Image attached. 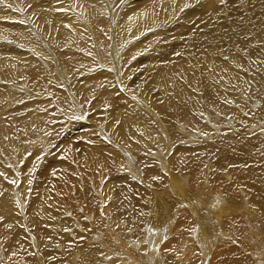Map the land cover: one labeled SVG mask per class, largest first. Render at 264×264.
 <instances>
[{"label":"bare ground","instance_id":"1","mask_svg":"<svg viewBox=\"0 0 264 264\" xmlns=\"http://www.w3.org/2000/svg\"><path fill=\"white\" fill-rule=\"evenodd\" d=\"M151 1L143 15L131 0H118L127 2L120 14L113 0H0V264H160L158 252L165 264H197L195 252L206 257L227 244L215 229L229 215L237 227L234 212L260 234L238 230L219 264L264 258V178L240 185L259 168L241 164L242 174L230 176L218 157L200 172L215 144L235 141L242 147L234 149L254 143L252 160L264 165V131L249 132L264 115V0ZM197 2L213 8L196 17L181 11ZM106 10L116 12L111 36ZM146 77L160 93L148 102L139 97ZM110 96L123 105L108 108L145 119L143 133L96 124L97 101ZM213 128L223 136L203 139ZM73 140L80 150L71 160L62 148H76ZM189 152L198 166L179 171ZM166 165H174L167 174ZM161 184L170 194L149 189Z\"/></svg>","mask_w":264,"mask_h":264},{"label":"rangeland","instance_id":"2","mask_svg":"<svg viewBox=\"0 0 264 264\" xmlns=\"http://www.w3.org/2000/svg\"><path fill=\"white\" fill-rule=\"evenodd\" d=\"M126 4H127V2H125V3H123L121 5V4H119L118 0H113V2H112V6L113 7H117V6L121 5V7L119 8V11L117 12L118 14H120L122 8ZM130 5L135 6L136 10L139 11V12H141L143 15H146L147 13H149V11L153 10L152 7H154L151 0H131ZM190 8H191L190 5L187 4V5H185V6L182 7L181 11L183 12V11L190 10L189 15H191L193 17H196V16H199L200 14H203L205 10H208L210 8H213V6H208V4L207 3H204V2H197L192 7L194 11H192V9H190ZM147 9H149V10H147ZM115 13H113L110 10H106V21H107V24H108V30H109V34H110L109 36H111V34H112V28L115 26L113 24V16L115 15ZM179 25H181V24H179ZM182 25L179 26V27H181V30L184 27V25H183V27H182ZM178 29H180V28H178ZM181 30H179L180 32L178 31V33H182L183 31L181 32ZM184 36H185V34H181L180 38L181 39H184ZM175 41H176V44H178L180 46L179 47V50L181 49L182 51H184L186 49V46L183 45V43H180L181 41H179V40H175ZM176 44H174V42H173V45L176 46ZM168 45L169 46H172V42L170 41ZM169 55H171V54H169ZM169 55H168V57H169ZM180 56H182V55H180ZM175 59L176 58H174L172 61H174ZM112 60H115V57ZM110 62H111V59H110ZM163 62H165V64H166L168 62H171V60H162L161 61V59L158 58V63H163ZM144 67L145 66H142V68H144ZM139 97L143 101H146V102H148L151 99L152 100H155V99L159 98L160 97V93H159V90H158V86L155 85L154 83L148 81L147 77L144 78V79H142L140 81V83H139ZM108 99H109L108 102H104L102 100L97 101V104H102V108L96 107L95 120H96V124H98V126H100V127H101V125L102 126H107L108 127V130H123V131L124 130H131L132 127H135L136 126L138 128L137 130H140L141 133H143V131L146 130L145 129V125H144V120L145 119L143 117L140 116V119H138L136 121H132V118L131 117H129V118H126L125 117L126 115L124 113H122V111H123L122 109H119V108H111V107L108 108V106H110V102L112 100L115 101V102H118L119 104H121V107H122V105H123L122 99H120L118 97H111V96L108 97ZM234 104L237 105L236 102ZM179 105H186V104L179 103ZM213 105L215 107L216 106H220V102L219 101H212V103L209 104V107H213ZM236 105H231V106H236ZM152 111L155 114H158V115L161 116V114L155 108H153ZM217 118H220V116H217ZM155 119H156L155 120V123H156L157 129H159L158 131H163V130H161L162 129V126L161 125L163 123V119H160L161 120V125H160L159 121H157V117ZM79 120H81V119H79ZM229 120H230V118H229ZM99 121L102 122V124L99 123ZM251 124L253 125V127L251 128V130H249V132L250 133H253V132L254 133H258V135L260 136L261 133L264 131V115L263 116L256 117L255 120L252 121ZM80 128H81V126L80 125H77V129H76V132L73 133V137L80 135V134L77 133L79 130L80 131L82 130ZM194 131H197V130H194ZM205 132L206 131H204V138L203 139H209V141H211L210 140V136L213 133H216L215 134V139H217L218 135H219V137H222L223 136V135H220V132H218V130H216L215 128H213V130H208L206 133ZM123 133H126L127 134L126 131H124ZM61 137L62 138H65V136H63V135H61ZM103 138L106 139L107 136L104 135ZM73 142H74V145L76 146V148H74V147L69 148L67 146L64 147V148H62L63 151H64V153H65V155H66V157L69 158V159H71V160H73L74 157L76 156V152L80 150V142H79V140H73ZM215 146L219 150L216 151L214 157L210 158L209 164L206 162L207 165L203 168V170L200 171L201 173L202 172L203 173H205V172L208 173V170L210 169L211 165L212 166H216V160H217V158L218 157H221V158L223 157V158H226V159H223V166H222V168L219 171L222 170V172H230V176L232 174V170L233 169L235 170L236 168H239V174L237 176H239V175L242 174V172L244 170L241 168V166H240L241 164H243L246 167V169L259 168V171L257 172V174L254 177H252L250 180L249 179L248 180H245L243 183L240 184L241 187H246L248 182H250V183H256V182L263 181V180H261V178H264V170L262 169V168H264V165L257 160V157H255V159L252 160V155H253L254 151L256 150L254 143H252L250 145V147H248L247 149H244V148H236V149H234L235 147L241 146V143L240 142H237V141L231 142V143H228V144H224V143L218 144L217 143V144H215ZM51 149H50V153L53 152V150H51ZM170 152L171 151H169V153ZM46 153H48V151H46ZM164 154H162V156L160 157V159H161L162 162L165 163L166 161L163 158ZM234 154H237V156H238V158L240 160L237 159V157L234 156ZM131 155L134 156L133 153ZM58 157H59V159L63 158V156L61 154ZM172 157H174L175 160H178L179 161V157L175 153L172 154V156L170 157V159ZM232 157H233V160H232ZM251 160L258 167L252 165V163H251L252 161ZM180 161L181 162L177 165V167L180 168L179 171L181 169H183V168L189 167L193 163H195L198 166V162H196L194 160V158H193V153H190V152H189L188 155L187 154H184L182 156V158L180 159ZM205 161H206V159H205ZM184 163H187V164L186 165H183ZM138 164H139L138 166H140L139 161H138ZM231 165H234V166L232 167ZM173 166L174 165H170V166H167L166 165V167H161V171L163 173H166L167 174L169 172L170 168L173 167ZM179 171L175 172L173 174V176L175 177L178 174ZM230 176H226V175L222 176L223 183L230 182L231 181ZM237 176L235 177V179L237 178ZM197 178H194V179H197ZM187 179H188V177H186V180ZM237 185H239V184H237ZM149 189L155 190V191L160 192V193H163V194H170V192H171V186L168 185V184H161V185H158V186H154L153 185ZM211 192H212V190L209 189V191L207 193L210 194ZM214 193H215V191H214ZM216 194H218L219 196H221L222 199H223V196L220 193H216ZM173 196L175 197L174 194H173ZM212 197L213 196H211L209 199L212 200L213 199ZM185 204H186V202H185ZM207 205H208L207 199H203V201H202V213H207L208 214V207H207ZM186 207H188V206L186 205ZM243 211H246V210H243ZM232 215L234 217H236V220L239 221V223H237V225H238L237 227L235 226L234 223H231V221H230L231 215H229L227 217V219H226V223L223 226L217 227L215 229V231L217 232V234H221L222 237H223V239L224 240H227V244L223 248H221L220 250H218L216 252H215V248H213L206 255V257H203L202 252H200V253L199 252H195V255H197V264H219L220 261L225 257V255L229 251L228 250V240L230 239V236L231 237H234V238L235 237H238L239 234H240V231H238V230L244 229V230H247L250 234L252 232L254 235H257V236L260 234V233H258L257 230H255L253 228V224L251 223L250 217L244 215L241 218L239 216V213L238 212H234ZM177 220H179V218H177ZM22 221H23V224H25L23 218H22ZM219 223H221L220 219L217 220L216 222H214L213 224L219 225ZM259 226H261V225H259ZM234 230L237 232V234H236V232H234V234H236V235H233V232L232 231H234ZM23 231H24L25 234H28V232L26 231V229H23ZM197 233H201L202 234V232H197ZM204 236H205L204 238H206V236H210V235L207 234V235H204ZM257 236L254 239H257ZM166 239H167V237H164V238L162 237V240L161 239H157V241H158L157 244H159L161 246V244L164 243V241H166ZM27 240L30 243L31 249L34 250L35 247H34V240H33V238L30 235H28ZM158 253H159L160 257L162 258L160 264H165V261H164V258H163V254L160 253V252H158ZM229 255L231 256V253H229ZM222 256H223V258H222ZM157 257L159 259V256H157ZM38 258H39V261H41V255L38 254ZM258 262L260 264H264V258L263 257L260 258L258 260ZM147 264H149V263H147Z\"/></svg>","mask_w":264,"mask_h":264},{"label":"snow or ice","instance_id":"3","mask_svg":"<svg viewBox=\"0 0 264 264\" xmlns=\"http://www.w3.org/2000/svg\"><path fill=\"white\" fill-rule=\"evenodd\" d=\"M220 3L223 4L224 3V0H220ZM154 179H155V177H154Z\"/></svg>","mask_w":264,"mask_h":264}]
</instances>
